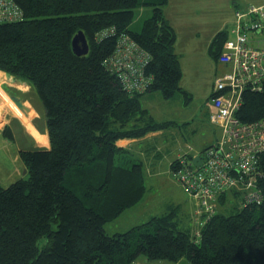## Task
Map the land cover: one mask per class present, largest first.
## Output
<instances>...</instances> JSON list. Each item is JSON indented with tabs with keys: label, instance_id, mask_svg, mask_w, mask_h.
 I'll return each mask as SVG.
<instances>
[{
	"label": "trees",
	"instance_id": "16d2710c",
	"mask_svg": "<svg viewBox=\"0 0 264 264\" xmlns=\"http://www.w3.org/2000/svg\"><path fill=\"white\" fill-rule=\"evenodd\" d=\"M167 1L14 0L22 17L0 22V70L35 90L50 144L21 149L27 176L0 184V264H130L140 255L190 264H264V150L256 176L261 202H245L236 189L222 193L198 237L172 213L121 233L105 230L144 188L141 163L116 141L165 125L140 97L154 91L166 99L177 92L188 96L180 85L176 33L162 11ZM143 5L152 14L131 30L135 9ZM241 7L234 6L233 27ZM109 27L115 33L100 37ZM78 31L86 37V54L72 49ZM122 32L150 56L144 91H125L105 63ZM229 38L226 30L213 36L208 52L217 62ZM236 116L263 118L264 88L245 89Z\"/></svg>",
	"mask_w": 264,
	"mask_h": 264
},
{
	"label": "built area",
	"instance_id": "2783aa9c",
	"mask_svg": "<svg viewBox=\"0 0 264 264\" xmlns=\"http://www.w3.org/2000/svg\"><path fill=\"white\" fill-rule=\"evenodd\" d=\"M22 11L14 0H0V22L20 19ZM234 38L227 39L218 60L230 70L214 79L210 119L219 124L222 136L201 152L179 154L171 168L176 181L195 200L194 235L216 212L219 196L231 189L242 192L245 202L259 204L262 196L256 188L258 159L264 150V117L241 121L236 116L242 93L249 88H264V4L238 8L234 12ZM115 33L104 29L100 37ZM150 56L127 33L116 37L113 52L105 59L125 91H144L151 77L144 74ZM198 156L200 164L193 162Z\"/></svg>",
	"mask_w": 264,
	"mask_h": 264
},
{
	"label": "crops",
	"instance_id": "0c3cea01",
	"mask_svg": "<svg viewBox=\"0 0 264 264\" xmlns=\"http://www.w3.org/2000/svg\"><path fill=\"white\" fill-rule=\"evenodd\" d=\"M179 1L181 0H168L163 6L162 11L164 17L174 28L176 33L175 52L180 58V66L182 70V77L180 80L181 87L188 93V95L192 94L191 91L194 87H187L183 84L184 75H187L188 73H191V77H193V75L195 77L198 76L197 79L204 77L206 81V84H204V96L206 95V98L203 103L206 107L205 114L208 119V130L200 137H196L197 141L192 140L191 142L186 141L175 143L174 137L176 136V133H178V130L182 127L185 128L186 126H179V128L176 129L175 125H177V123L176 120L173 119V117H175V113L169 109L168 117L164 116L163 119L156 120L164 122V127L154 131H149L139 138L118 139L116 144L124 148V150H126L134 160L141 163V176L143 180L142 186L144 188L143 194L139 200L134 202V204L127 206L115 218L106 222L105 225L109 222H111L110 225H112L120 218H123L124 220L129 216L132 217L131 219L141 217L144 210H147L146 207L145 209L142 208L146 206L148 201H150L151 189L158 186L163 187V189L167 190L169 194L172 193V196L168 197V200L161 204L160 207L162 210L160 212H155L149 218L134 224H130L129 222L125 224L127 230L133 226L148 221L156 215L166 213H172L173 217L176 218V220L185 229H189L194 232L196 228L194 221V209L196 205L195 200L173 177L170 165L179 154H188L190 152L189 147H191L192 152H201L222 136L221 126L210 119V114L213 111L211 104L212 87L215 77L229 71L231 67L229 64H224L219 61L217 62V60L208 52V48L213 36L220 30H226L229 37H232L231 29L233 27V14L231 11H226L224 14L225 17H223L217 25L212 27L210 26V22H215V20L205 21V19H203L197 22V19L192 22L187 19L185 20V25L182 26V19L178 32L176 27H178L177 18L179 17V13L178 11H169L168 4L173 3V6H175ZM149 11L150 10L147 8L141 9L140 14L133 22L136 24L140 17H143V15H149ZM232 11H234V7ZM187 12L188 11L184 13V16L186 17L190 16ZM203 65L205 66V72L200 73L201 67L204 71ZM184 69L187 70L184 71ZM25 84L26 83L15 79L8 73L0 70V90L21 97L29 106L31 111L28 115H26L23 111L21 112L19 108L20 112L14 111V109L11 108L8 109L7 106L2 103V98L0 96V184L2 186H8L14 180L22 178L27 172L19 154L21 149L49 148L50 145L44 110H42L40 106L41 101H37L38 96L35 90L32 87L29 88ZM152 95L153 92H147L140 97L142 106L145 107L148 112V100ZM151 116L156 119L154 115ZM191 117V120H193V117H196V114H191ZM184 121L186 122L183 124L187 126L191 125V122L188 120ZM197 128V125L188 128V130L193 131V137L196 135ZM200 138L203 139L200 140ZM24 169H26L25 172H23ZM20 173H22V176H19ZM185 202L190 203L189 210L186 213L182 207V203ZM139 203L141 204L138 205ZM153 207L154 204L150 202V209ZM124 231L126 230L117 231L112 234ZM174 264L177 263L175 262ZM188 264H190L189 261Z\"/></svg>",
	"mask_w": 264,
	"mask_h": 264
},
{
	"label": "rangeland",
	"instance_id": "374dc122",
	"mask_svg": "<svg viewBox=\"0 0 264 264\" xmlns=\"http://www.w3.org/2000/svg\"><path fill=\"white\" fill-rule=\"evenodd\" d=\"M248 3L261 4V3H264V0H181L178 3H176L175 6H173L174 5L173 3L168 4L169 5L168 9L171 12L178 11L179 13L178 14L179 17L177 18L178 27H176L179 32V26H180L182 19H183L182 26L185 25V20L187 19L192 22H194L197 19H198L197 22L203 19H205V21L215 20V22H210V26L212 27V26L217 25L220 22V20L223 17H225L224 14L226 13V11H231L233 14L232 9L234 5L243 6L244 4H248ZM143 8L149 9L150 14L147 13L149 15H143V17H140L135 24L133 21H135L136 17H138V15L140 14V10ZM186 11L189 12V13L187 12V14L190 16H187V17L184 16V13H186ZM181 12L183 16L181 15ZM151 14H152V7L150 5H143L141 8L137 7L135 9V14L133 18L134 20L129 25L130 29L136 30L137 28V31H138L140 29L139 26L141 25L142 21L145 18L149 17ZM193 15H196V16H193ZM203 67H204V71H203V68L201 67L200 73L205 72V66L203 65ZM185 70L187 69H184V71ZM197 78L198 76L195 77L194 75L193 77H191V73L184 75L183 84H185L187 87H194V89H192L191 91L192 93L191 95L186 96L181 92H177L173 97L165 99L161 96L160 92L154 91L153 95L148 100L147 106L149 109V113L151 115H154V117L156 118L154 120L163 119L164 116L168 117V112L170 109L174 111L175 113L174 115L175 117H173V119L176 120V123H177V125H175L176 126L175 128L178 129L179 126H186L185 128L182 127L180 130H178V133H176V136L174 137L175 143L176 142L178 143L186 142V141L191 142L192 140L197 141L196 137H200L202 134H205V132L208 130L207 128L208 119L205 114L206 107L203 103L206 98V95L204 96L205 94L204 84H206L205 83L206 81L204 77H201L200 79H197ZM25 85H27L29 88L31 87L27 83ZM7 94H11V93H7ZM1 101L4 105L7 106L6 102L3 99H1ZM37 101L40 102L39 97L37 98ZM40 106L43 110V106L41 102H40ZM191 114L193 115L196 114V117H193L194 118L193 120H191L192 119ZM184 120H188L189 122H191V125L187 126L183 124L186 122ZM194 125L198 126V128L196 129L195 137H193L192 135L193 131L188 130V128H191ZM202 139L203 138H200V140ZM25 175L27 176V173H25ZM19 176H22V173H20ZM170 196H172V193L169 194L167 190L163 189V187L157 186L156 188H152L150 201H148L146 206L142 208V209H145L146 207L147 210H144L143 215L141 217H136L134 219H131L132 217L129 216L127 217V219H124V220L123 218H120L118 221H116L112 225H110L111 222H109L105 225L106 232L109 234H112L117 231L127 230L125 224H127L128 222L130 224H134L136 222L149 218L155 212H160L162 210V208L160 207L161 204L164 201L168 200L167 198ZM150 202L154 204V207L152 209H150ZM140 204L141 203H139L138 205ZM189 206H190V203L188 202L182 203V207L184 208L185 213L188 212ZM163 263L174 264L175 262H170V261H165V260H151L150 261V260H147L144 256L140 255L131 264H163ZM176 263L177 264H188V261L185 258H183L182 260H179Z\"/></svg>",
	"mask_w": 264,
	"mask_h": 264
},
{
	"label": "water",
	"instance_id": "95a60500",
	"mask_svg": "<svg viewBox=\"0 0 264 264\" xmlns=\"http://www.w3.org/2000/svg\"><path fill=\"white\" fill-rule=\"evenodd\" d=\"M72 49L73 51L78 54H86L88 52V43L86 40V37L82 31H78L73 38H72ZM8 96L11 98V100L16 104V106L23 111L26 115H28L31 111L29 109V106L25 103V101L16 95L8 94ZM193 162L196 165L200 164V159L198 156L193 157ZM26 169L23 170L25 172Z\"/></svg>",
	"mask_w": 264,
	"mask_h": 264
},
{
	"label": "bare ground",
	"instance_id": "6f19581e",
	"mask_svg": "<svg viewBox=\"0 0 264 264\" xmlns=\"http://www.w3.org/2000/svg\"><path fill=\"white\" fill-rule=\"evenodd\" d=\"M0 96L6 102L8 108H11V109H14V111L20 112L16 104L11 100V98L8 96L7 93H5L3 90H0Z\"/></svg>",
	"mask_w": 264,
	"mask_h": 264
}]
</instances>
